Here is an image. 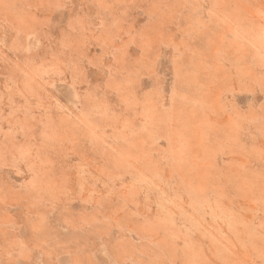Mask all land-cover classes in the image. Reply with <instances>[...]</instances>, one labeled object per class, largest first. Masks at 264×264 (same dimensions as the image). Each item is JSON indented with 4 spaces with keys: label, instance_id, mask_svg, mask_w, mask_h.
I'll return each mask as SVG.
<instances>
[{
    "label": "rangeland",
    "instance_id": "obj_1",
    "mask_svg": "<svg viewBox=\"0 0 264 264\" xmlns=\"http://www.w3.org/2000/svg\"><path fill=\"white\" fill-rule=\"evenodd\" d=\"M0 264H264V0H0Z\"/></svg>",
    "mask_w": 264,
    "mask_h": 264
}]
</instances>
